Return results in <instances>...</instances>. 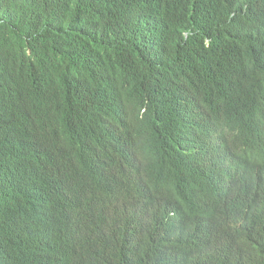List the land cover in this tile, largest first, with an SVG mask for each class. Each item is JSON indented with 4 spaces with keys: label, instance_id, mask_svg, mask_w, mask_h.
Here are the masks:
<instances>
[{
    "label": "trees",
    "instance_id": "obj_1",
    "mask_svg": "<svg viewBox=\"0 0 264 264\" xmlns=\"http://www.w3.org/2000/svg\"><path fill=\"white\" fill-rule=\"evenodd\" d=\"M117 72L131 95L186 84L204 122L192 139H149L128 122L103 184L58 181L60 214L74 220L62 264H264V0H0L11 131L40 110L65 134L97 112ZM10 150L0 147L2 173Z\"/></svg>",
    "mask_w": 264,
    "mask_h": 264
},
{
    "label": "bare ground",
    "instance_id": "obj_2",
    "mask_svg": "<svg viewBox=\"0 0 264 264\" xmlns=\"http://www.w3.org/2000/svg\"><path fill=\"white\" fill-rule=\"evenodd\" d=\"M151 71L149 67L148 74L157 75ZM130 97L126 73L117 72L108 75L97 112L65 134L53 131L40 110L30 112L16 132L0 118V147L11 148L4 173L0 171V264H62L67 258V225L74 220L60 214L65 203L52 196L53 188L58 181H94L76 167L69 146L76 137L124 130V103ZM31 118L37 121L30 130L34 142L22 138Z\"/></svg>",
    "mask_w": 264,
    "mask_h": 264
},
{
    "label": "clouds",
    "instance_id": "obj_3",
    "mask_svg": "<svg viewBox=\"0 0 264 264\" xmlns=\"http://www.w3.org/2000/svg\"><path fill=\"white\" fill-rule=\"evenodd\" d=\"M202 1V0H199ZM199 93L191 90L186 84L174 89H166L165 93L151 85L138 87L128 101L124 103L125 119L132 122L140 135L153 139L156 134L169 130L188 138H194L203 124L202 103ZM132 105H136L133 108ZM132 112L136 114L131 115ZM120 142V132L111 131L101 137H76L72 140L69 151L78 169L93 176L94 181L103 184L102 174L104 157ZM94 181H71L73 183ZM53 197H58L54 193Z\"/></svg>",
    "mask_w": 264,
    "mask_h": 264
},
{
    "label": "water",
    "instance_id": "obj_4",
    "mask_svg": "<svg viewBox=\"0 0 264 264\" xmlns=\"http://www.w3.org/2000/svg\"><path fill=\"white\" fill-rule=\"evenodd\" d=\"M134 106H136V105H132L133 108H136V107H134ZM134 114H136V112H132V113H131V115H134Z\"/></svg>",
    "mask_w": 264,
    "mask_h": 264
}]
</instances>
